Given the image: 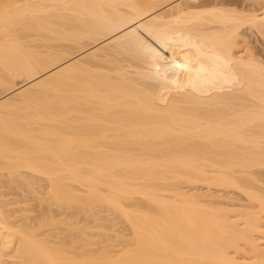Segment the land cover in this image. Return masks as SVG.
Here are the masks:
<instances>
[{
	"label": "bare ground",
	"instance_id": "6f19581e",
	"mask_svg": "<svg viewBox=\"0 0 264 264\" xmlns=\"http://www.w3.org/2000/svg\"><path fill=\"white\" fill-rule=\"evenodd\" d=\"M250 35L264 0H0V264H264Z\"/></svg>",
	"mask_w": 264,
	"mask_h": 264
},
{
	"label": "rangeland",
	"instance_id": "374dc122",
	"mask_svg": "<svg viewBox=\"0 0 264 264\" xmlns=\"http://www.w3.org/2000/svg\"><path fill=\"white\" fill-rule=\"evenodd\" d=\"M250 40L253 42L252 46L255 47V48H257L258 50L262 51V52H263L262 54L264 55V41H263V39L260 38V39L258 40L255 36L250 35ZM202 185H203V184H202ZM202 185H201V187H200V185H198V188H199V189L196 187V188L198 189L199 192H198V191H195L194 189H193V191H194V192H198V194H200V192L202 191V192H201V195L204 194L203 196H206L207 194L210 195V196H211V195H216L215 197H217V196H218V197L221 196V197L218 199L219 203L216 202V201H217L216 198H215L216 201L212 198V200H214V201L218 204L216 207H220L221 205H222V207H225V206L228 207V205H230V206H235L234 209L238 208V209H240V210H243V209L245 208L244 205H247V203H246L244 197L241 196V194H240L239 192H237V191H235V192L231 191V193H230L229 191H226V192H225L223 189L220 190V189H216V188H215V189L212 188V189L209 190V187H208L207 185H203V186H202ZM206 186H207V187H206ZM200 188H201V189H200ZM188 189H190V188H188ZM190 191H191V190H190ZM209 191H210V192H209ZM228 192H229V193H228ZM20 193H21V192H20ZM20 193H19V195H21ZM192 193H193V192H192ZM206 193H207V194H206ZM210 193H211V194H210ZM43 195H44V196H43ZM43 195H40L39 197H37L38 199L36 198L35 202H34V200H33V201L31 200L30 203H29L30 199H29V198H26V199L29 200V201H28V203H29V204H28V208H29V210L31 211V208H32V211H31V213H30V214H31L30 217L33 216L34 218H36L37 221H38V219H41V218H42V215H43V213H44L43 211L46 212L47 207H49V206H47V205H49V203H46V205H45V203H44V200L47 199L46 196H45L46 194H43ZM21 196H22V195H21ZM21 196H20V197H21ZM42 197H43V198H42ZM211 197H212V196H211ZM39 198H40V199H39ZM44 198H46V199H44ZM42 199H43V201H42ZM209 199H210V198H207V200L210 202L211 199H210V200H209ZM207 200H205V201H207ZM47 201H48V199H47ZM208 201H207V203L210 204L211 202L209 203ZM212 202H213V201H212ZM247 202H248V201H247ZM39 203H40V204H39ZM216 203H214V204L216 205ZM245 203H246V204H245ZM41 204H42L43 207H44V205H45V207H44V208L41 207ZM43 204H44V205H43ZM220 204H221V205H220ZM224 204H225V205H224ZM233 204H234V205H233ZM243 204H244V205H243ZM219 205H220V206H219ZM238 205H239V206L242 205V206H240V208H239ZM29 206H30V207H29ZM210 206H211V205H210ZM213 206H214V205H213ZM213 206H212V207H213ZM243 207H244V208H243ZM41 208H42V212H41V210H40ZM242 208H243V209H242ZM43 209H44V210H43ZM48 209H49V208H48ZM52 209H54V211H55V207L52 208ZM238 209H236V210H238ZM34 210H35V211H34ZM100 210H102L103 213H101ZM100 210H99V212H100L102 215L99 213V214H98L99 216H97V217L100 218V219H101L102 217H104L102 220H100L101 222H99L100 224H102L103 228H104V226L107 224V223H106L105 225L103 224V223H105V222H104V221H105L104 219H107V220H108V219H115V221L111 220L112 223H113V222H114V223L111 225V229H110V231L108 230V234L110 233V236H109L108 234H106V233H107L106 231H107L108 227H107V228L105 227V228H106V231H105V230H104V231H105L106 233H104V235H106V236L108 235V236H107V239L103 237V238H102V241H101V239L99 240L98 237L96 238V234H97L98 231H100L101 229H100V230L97 229V230H98L97 233L95 232L96 230H94V233H95V235H94L95 240L98 241V242L100 241V242H99V243H100V246H101V244H102L101 242H104V239H106V243H107L108 239H110V238H111V241H112V239H115V240H113V243H115L114 241H116V242L118 241V242H119V238H118V236H117L118 233H119V236H120V234L123 232V233L121 234L122 237H124L125 234H127V235L130 234V233L128 232V230H129L130 232H131V230H130V228H129V226L127 225L126 222L123 223L124 220H123V222H121V221H122V220H121L122 218L120 219V217H118V216H117V217H118L117 219H116V218H111V217L109 218L108 214L110 215V213H109L108 211H103V209H100ZM104 210H105V209H104ZM33 211H34V212H33ZM39 212H41V213L39 214ZM106 212H107V215L105 214ZM28 215H29V214H28ZM111 215H112V214H111ZM105 216L108 217V218H105ZM84 217H85V218H84ZM84 217H82V218H84V221H85L86 217H88V216H85V215H84ZM113 217H115V215H113ZM64 218H65V216H59V217H58L59 220L64 219ZM32 219H33V218H32ZM90 219H91V218H90ZM90 219H89L88 222H91V221L93 220V219H92V220H90ZM34 220H35V219H33V221H34ZM82 220H83V219H82ZM37 221H35V223H36ZM39 221H40V220H39ZM84 221H83V222H84ZM109 221H110V220H109ZM111 221H110V222H111ZM102 222H103V223H102ZM110 222H108V223L111 224ZM85 223H86V222H85ZM121 223H123L124 225L126 224V225L128 226L126 229H128V230H125L126 225L124 226V225L121 224ZM82 224H83V223H82ZM86 224H87V223H86ZM90 224H91V223H88L87 227H88ZM92 224H93V221H92ZM94 224H96L95 226H97V223L94 222ZM100 224H99V226H100ZM109 224H108V225H109ZM114 224H115V225L117 224V225L119 226V227H118V226L116 225L118 229H117L116 227L114 228V226H115ZM120 224H121V226L123 225V227H121ZM61 226H62V225H60V228H62V230H63L64 227H63V226L61 227ZM106 226H107V225H106ZM89 227H90V226H89ZM97 227H98V226H97ZM97 227H96V228H97ZM109 227H110V226H109ZM120 227H121V228H120ZM90 228H91V227H90ZM119 228H120L121 230H120ZM122 228H124V229H122ZM94 229H95V227H94ZM116 229H117L118 231H117ZM113 230H115V231L113 232ZM87 231H90V235H92V233H91V229H90V230H87ZM101 231H102V230H101ZM124 231H125V233H124ZM126 231H127V233H126ZM116 232H118V233L116 234ZM120 232H121V233H120ZM87 233H89V232H87ZM113 233H114V234H113ZM115 234H116V235H115ZM114 235H115V236H114ZM123 235H124V236H123ZM127 235H126V236H127ZM116 236H117V238H114V237H116ZM129 236H130V235H129ZM92 237H93V235L91 236V238H92ZM109 237H110V238H109ZM122 237H121V238H122ZM91 238H90V239H91ZM127 238H128V237H127ZM93 239H94V238H93ZM116 239H118V240H116ZM95 240H94V242H95ZM109 241H110V240H109ZM98 242H97V243H98ZM118 242H117V244H118ZM99 243H98V244H99ZM107 244H108V243H107ZM107 244H105V245H107ZM110 244H111V243H109V245H110ZM117 244H115V245H117ZM102 245H103V244H102ZM112 245H114V244H112ZM95 246H96V249H97V244H96ZM100 246L98 247V249L100 248ZM103 246H104V245H103ZM101 247H102V246H101ZM88 248H89V247H88ZM94 248H95V247L93 246V249H94ZM89 249H90V248H89ZM91 249H92V247H91Z\"/></svg>",
	"mask_w": 264,
	"mask_h": 264
}]
</instances>
